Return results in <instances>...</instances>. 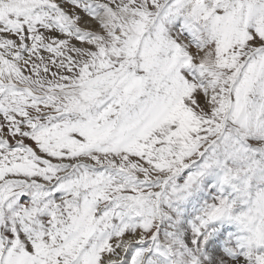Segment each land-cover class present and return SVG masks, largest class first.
Returning a JSON list of instances; mask_svg holds the SVG:
<instances>
[{
  "label": "snow or ice",
  "instance_id": "obj_1",
  "mask_svg": "<svg viewBox=\"0 0 264 264\" xmlns=\"http://www.w3.org/2000/svg\"><path fill=\"white\" fill-rule=\"evenodd\" d=\"M0 264H264V0H0Z\"/></svg>",
  "mask_w": 264,
  "mask_h": 264
}]
</instances>
